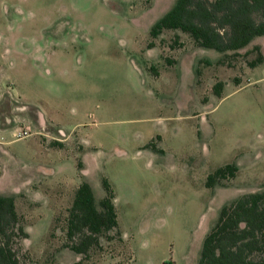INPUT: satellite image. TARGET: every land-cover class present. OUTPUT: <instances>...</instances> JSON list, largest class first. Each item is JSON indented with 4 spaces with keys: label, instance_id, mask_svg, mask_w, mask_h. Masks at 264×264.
Returning <instances> with one entry per match:
<instances>
[{
    "label": "rangeland",
    "instance_id": "rangeland-1",
    "mask_svg": "<svg viewBox=\"0 0 264 264\" xmlns=\"http://www.w3.org/2000/svg\"><path fill=\"white\" fill-rule=\"evenodd\" d=\"M175 1L0 0V195L27 233L22 264H198L221 208L264 190L257 43L224 55L151 36ZM104 181L118 226L77 254L74 193L87 182L99 206Z\"/></svg>",
    "mask_w": 264,
    "mask_h": 264
},
{
    "label": "trees",
    "instance_id": "trees-1",
    "mask_svg": "<svg viewBox=\"0 0 264 264\" xmlns=\"http://www.w3.org/2000/svg\"><path fill=\"white\" fill-rule=\"evenodd\" d=\"M164 29L187 33L197 46L237 55L264 35V0H176L150 35L155 37ZM152 45L149 42L148 47ZM253 48L258 54L247 62L250 67L264 61L260 47ZM237 170L235 163L218 167L207 176L206 186L234 177ZM103 185L106 194L99 206L87 182L74 193L66 237L77 254H86L99 244L103 233L118 226L114 193L106 181ZM26 237L13 197L0 195V264H22L20 242ZM198 264H264V190L243 194L221 208L203 240Z\"/></svg>",
    "mask_w": 264,
    "mask_h": 264
},
{
    "label": "crops",
    "instance_id": "crops-1",
    "mask_svg": "<svg viewBox=\"0 0 264 264\" xmlns=\"http://www.w3.org/2000/svg\"><path fill=\"white\" fill-rule=\"evenodd\" d=\"M263 36H264V35H263ZM260 37H261V36H260ZM258 38H259V37H257V38L254 39L253 41H256L257 45L260 47V51H261V53H262L263 56H264V46H263L261 43H259V42L257 41ZM253 41H252V43H253ZM250 44H251V43H250ZM261 65H264V61H263L261 64H258V65H256V66H254V67H250V68H255V67H258V66H261ZM263 79H264V76L259 78V80H263Z\"/></svg>",
    "mask_w": 264,
    "mask_h": 264
}]
</instances>
